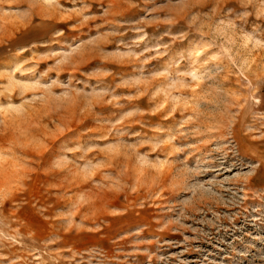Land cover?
<instances>
[{
    "label": "rangeland",
    "instance_id": "obj_1",
    "mask_svg": "<svg viewBox=\"0 0 264 264\" xmlns=\"http://www.w3.org/2000/svg\"><path fill=\"white\" fill-rule=\"evenodd\" d=\"M0 264H264V0H0Z\"/></svg>",
    "mask_w": 264,
    "mask_h": 264
}]
</instances>
